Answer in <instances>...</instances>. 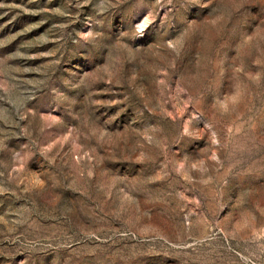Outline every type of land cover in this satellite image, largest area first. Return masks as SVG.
<instances>
[{
  "label": "rangeland",
  "instance_id": "rangeland-1",
  "mask_svg": "<svg viewBox=\"0 0 264 264\" xmlns=\"http://www.w3.org/2000/svg\"><path fill=\"white\" fill-rule=\"evenodd\" d=\"M0 264H264V0H0Z\"/></svg>",
  "mask_w": 264,
  "mask_h": 264
}]
</instances>
